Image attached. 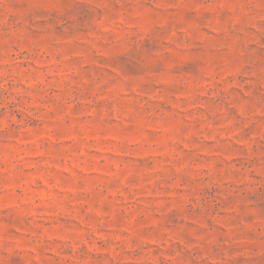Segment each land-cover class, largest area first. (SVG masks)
Listing matches in <instances>:
<instances>
[{"label":"rangeland","instance_id":"374dc122","mask_svg":"<svg viewBox=\"0 0 264 264\" xmlns=\"http://www.w3.org/2000/svg\"><path fill=\"white\" fill-rule=\"evenodd\" d=\"M0 264H264V0H0Z\"/></svg>","mask_w":264,"mask_h":264}]
</instances>
